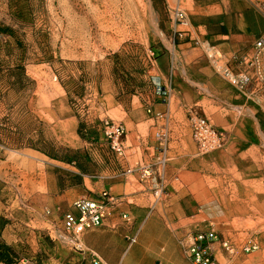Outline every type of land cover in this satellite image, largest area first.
I'll return each instance as SVG.
<instances>
[{
  "label": "rangeland",
  "instance_id": "obj_1",
  "mask_svg": "<svg viewBox=\"0 0 264 264\" xmlns=\"http://www.w3.org/2000/svg\"><path fill=\"white\" fill-rule=\"evenodd\" d=\"M227 1L0 0V218L20 239L17 264L47 259L63 237L65 199L77 192L76 201L83 190L74 168L99 176L123 160L95 136L104 121L126 129L133 100L164 90L153 68L179 43L177 33L174 43L168 38L177 26L173 10L189 16L199 3H216L232 17L261 10L249 0H232L238 10H231ZM230 94L200 113L225 135L222 148L200 154L190 131L180 161L201 205L216 213L202 230L229 241L235 253L228 255L264 264V146L258 139L248 149L242 137L254 129Z\"/></svg>",
  "mask_w": 264,
  "mask_h": 264
},
{
  "label": "crops",
  "instance_id": "obj_2",
  "mask_svg": "<svg viewBox=\"0 0 264 264\" xmlns=\"http://www.w3.org/2000/svg\"><path fill=\"white\" fill-rule=\"evenodd\" d=\"M249 1L264 7V0ZM227 4L231 10L237 9L235 1L228 0ZM196 9L188 16V30L171 24L168 38L174 43L177 33L179 43L154 63L153 79L167 95L153 88L149 96H140L137 103L136 98L133 100L135 106L125 120L123 160L103 166L99 176H84L76 168L72 171L82 176L81 197L98 198L104 190L114 197L103 224L78 237L80 250L60 227L63 237L53 240L54 248L47 259L41 260L40 256L39 263L19 264H92L95 259L101 264H189L182 241L202 230L207 221L216 219V213L201 205L202 195L193 192L194 184L184 178L180 159L187 151L185 141L189 140L191 118L204 112L205 105L215 106L216 100L230 92V97L241 104L240 116L254 129L245 131L242 137L251 143L248 149L256 148L258 139L264 146V112L240 98L217 70L219 65H227L235 72L243 68L238 61L254 51L255 42L264 34V12L241 9L245 11L232 17L216 3H199ZM158 134L163 135L172 155L164 167L156 159ZM95 138L103 141L102 131ZM144 167L151 170L147 179L139 176ZM159 190L163 191L160 197L154 195ZM76 193L71 192L73 196L65 199L64 213L75 212ZM236 214L233 211L230 215ZM1 240L19 248L20 239L9 226L2 231ZM212 247L219 264H245L249 257L242 252L230 256L218 242ZM39 248L47 253L44 242Z\"/></svg>",
  "mask_w": 264,
  "mask_h": 264
},
{
  "label": "built area",
  "instance_id": "obj_3",
  "mask_svg": "<svg viewBox=\"0 0 264 264\" xmlns=\"http://www.w3.org/2000/svg\"><path fill=\"white\" fill-rule=\"evenodd\" d=\"M259 6L261 11L264 12V7L261 4ZM173 18L177 26H189L188 15L184 10L174 9ZM238 62L243 65L240 71L235 72L227 65H219L217 69L219 75L246 101L264 112V34L255 42L254 51ZM163 91H161V94L163 96L167 95V92ZM102 132L113 153L120 158H124L125 127L120 123L104 121ZM191 135L200 154L217 151L222 148L225 142V135L214 127L208 119L198 115L191 118ZM156 137L160 142L156 159L164 167L168 162V149L163 135L158 134ZM139 173L141 179H147L151 175V170L144 167ZM162 194V190L154 193L158 197ZM114 202L115 199L111 193L104 190L98 198L86 196L78 198L73 205L75 212L64 214L62 223L64 233L71 237L76 249H81L78 237L86 230L101 226L107 217L109 207ZM216 242L227 254L233 255L235 253V247L229 241L221 238L213 229L190 233L182 241L189 257V264H219L212 247ZM24 262L22 261V263ZM92 264H101V262L95 259Z\"/></svg>",
  "mask_w": 264,
  "mask_h": 264
},
{
  "label": "trees",
  "instance_id": "obj_4",
  "mask_svg": "<svg viewBox=\"0 0 264 264\" xmlns=\"http://www.w3.org/2000/svg\"><path fill=\"white\" fill-rule=\"evenodd\" d=\"M67 160V159H66ZM68 163L74 164L72 159ZM7 221L0 218V264H17L18 257L14 249L1 240V233L6 226Z\"/></svg>",
  "mask_w": 264,
  "mask_h": 264
},
{
  "label": "bare ground",
  "instance_id": "obj_5",
  "mask_svg": "<svg viewBox=\"0 0 264 264\" xmlns=\"http://www.w3.org/2000/svg\"><path fill=\"white\" fill-rule=\"evenodd\" d=\"M110 7V6H109ZM112 10V9H111ZM259 208H264V202L261 203V205L258 206ZM247 208V207H246ZM264 221V220H263Z\"/></svg>",
  "mask_w": 264,
  "mask_h": 264
}]
</instances>
